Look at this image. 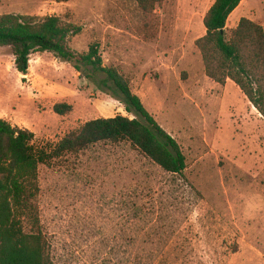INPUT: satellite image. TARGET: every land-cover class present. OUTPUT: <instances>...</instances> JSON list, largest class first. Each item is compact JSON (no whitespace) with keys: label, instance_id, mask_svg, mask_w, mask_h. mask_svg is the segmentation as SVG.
Returning <instances> with one entry per match:
<instances>
[{"label":"rangeland","instance_id":"rangeland-1","mask_svg":"<svg viewBox=\"0 0 264 264\" xmlns=\"http://www.w3.org/2000/svg\"><path fill=\"white\" fill-rule=\"evenodd\" d=\"M215 0H165L146 17L134 0H0V15L57 16L80 31L76 61L36 53L20 74L0 46V118L51 151L87 122L123 115L107 76L130 82L180 145L187 168L170 174L130 143L102 142L39 169V207L55 264H264V118L238 86L205 73L195 42ZM242 18L264 27V0H243ZM57 104L72 110L54 111Z\"/></svg>","mask_w":264,"mask_h":264},{"label":"trees","instance_id":"trees-1","mask_svg":"<svg viewBox=\"0 0 264 264\" xmlns=\"http://www.w3.org/2000/svg\"><path fill=\"white\" fill-rule=\"evenodd\" d=\"M134 1L148 17L165 0ZM242 1L215 0L203 20L206 35L195 45L206 75L222 86L228 80L234 82L264 118V27L242 18L230 37L227 33L229 18ZM79 31L57 16L0 15V46L13 51L16 69L22 75L28 74L36 53H52L61 62L73 64L76 54L69 42ZM81 60L107 76L105 84H113L114 97L135 119L118 115L89 121L47 151L36 148L33 132L0 118V264H55L38 201L41 165L52 167L102 142H128L170 174L182 175L187 168L178 142L147 111L130 82L116 68L103 65L98 47H91ZM71 110L67 104L54 107L58 115Z\"/></svg>","mask_w":264,"mask_h":264}]
</instances>
